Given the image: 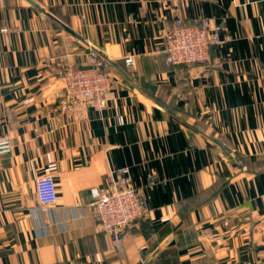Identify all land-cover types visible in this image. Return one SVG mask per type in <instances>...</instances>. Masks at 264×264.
I'll use <instances>...</instances> for the list:
<instances>
[{
	"label": "crops",
	"instance_id": "1",
	"mask_svg": "<svg viewBox=\"0 0 264 264\" xmlns=\"http://www.w3.org/2000/svg\"><path fill=\"white\" fill-rule=\"evenodd\" d=\"M175 8L220 29L208 63L167 62ZM2 27L0 264H264V0H0ZM91 49L108 108L68 113L60 71ZM123 168L149 213L118 242L91 189Z\"/></svg>",
	"mask_w": 264,
	"mask_h": 264
},
{
	"label": "built area",
	"instance_id": "2",
	"mask_svg": "<svg viewBox=\"0 0 264 264\" xmlns=\"http://www.w3.org/2000/svg\"><path fill=\"white\" fill-rule=\"evenodd\" d=\"M171 28L166 34L164 53L170 65H203L211 60L210 49L222 43L219 31L212 29L207 19L195 23L185 22L180 9L175 8ZM9 29L0 28L7 34ZM134 65L132 56L125 59ZM66 100L64 109L71 113L80 106L102 112L108 108L107 94L115 87V81L107 69L106 61L97 49H91L85 68L65 67L60 71ZM12 150L9 137L0 138V155ZM36 194L42 209L50 212L58 200V188L54 177L45 175L35 180ZM91 204L98 225L115 241L124 242L127 231L149 213L147 198L135 186L127 168L112 172L103 187L91 189Z\"/></svg>",
	"mask_w": 264,
	"mask_h": 264
},
{
	"label": "trees",
	"instance_id": "3",
	"mask_svg": "<svg viewBox=\"0 0 264 264\" xmlns=\"http://www.w3.org/2000/svg\"><path fill=\"white\" fill-rule=\"evenodd\" d=\"M172 66L179 67V66H188V65L183 64V65H172Z\"/></svg>",
	"mask_w": 264,
	"mask_h": 264
}]
</instances>
